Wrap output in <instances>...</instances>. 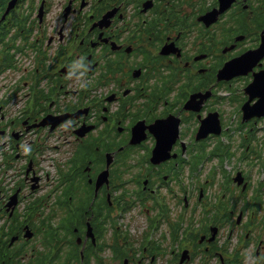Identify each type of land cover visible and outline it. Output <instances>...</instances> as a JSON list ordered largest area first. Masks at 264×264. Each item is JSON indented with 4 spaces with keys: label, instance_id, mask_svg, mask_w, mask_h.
Masks as SVG:
<instances>
[{
    "label": "flooded vegetation",
    "instance_id": "1",
    "mask_svg": "<svg viewBox=\"0 0 264 264\" xmlns=\"http://www.w3.org/2000/svg\"><path fill=\"white\" fill-rule=\"evenodd\" d=\"M25 1L0 264H264V0Z\"/></svg>",
    "mask_w": 264,
    "mask_h": 264
},
{
    "label": "trees",
    "instance_id": "2",
    "mask_svg": "<svg viewBox=\"0 0 264 264\" xmlns=\"http://www.w3.org/2000/svg\"><path fill=\"white\" fill-rule=\"evenodd\" d=\"M7 1H8V0H0V19H1V15H2V13H3V11H4V6H5V4H6ZM23 16L26 17L27 14H24V13H23ZM13 18H17V17L14 16ZM19 31H20V30H16V31H15L16 34H20ZM8 33H9V32L6 31L5 24L2 23V22H0V48H1L2 46L5 47V45L2 44V42L4 41V37H5L6 34H8ZM7 57H8V56H7ZM7 57H3V61H8V58H7ZM7 64H8V63H7ZM2 65H4V63H1V61H0V73H1V66H2Z\"/></svg>",
    "mask_w": 264,
    "mask_h": 264
},
{
    "label": "rangeland",
    "instance_id": "3",
    "mask_svg": "<svg viewBox=\"0 0 264 264\" xmlns=\"http://www.w3.org/2000/svg\"><path fill=\"white\" fill-rule=\"evenodd\" d=\"M28 3H30V0H27V2L25 1L24 2V6L26 7V4H28ZM16 12H18V11H16ZM10 24V23H9ZM24 67H31L30 65H29V62L27 61L26 62V64L24 65V66H22L17 72H14V73H10V74H8L7 76H5L4 78L6 79V80H11V81H15V80H18V79H20L19 78V76L21 75V71H22V69L24 68ZM4 82V79H2L1 78V76H0V93H1V89L3 88V84H5V83H3ZM3 83V84H2Z\"/></svg>",
    "mask_w": 264,
    "mask_h": 264
},
{
    "label": "water",
    "instance_id": "4",
    "mask_svg": "<svg viewBox=\"0 0 264 264\" xmlns=\"http://www.w3.org/2000/svg\"><path fill=\"white\" fill-rule=\"evenodd\" d=\"M16 1H17V0H10V2L8 3V6H7V8H6L5 13H4V14L2 15V17H1V21L5 20L6 15L10 12L11 9L14 8V6H15V4H16Z\"/></svg>",
    "mask_w": 264,
    "mask_h": 264
}]
</instances>
